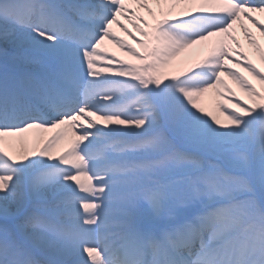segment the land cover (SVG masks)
Returning <instances> with one entry per match:
<instances>
[{"label": "snow or ice", "instance_id": "1", "mask_svg": "<svg viewBox=\"0 0 264 264\" xmlns=\"http://www.w3.org/2000/svg\"><path fill=\"white\" fill-rule=\"evenodd\" d=\"M181 2L151 26L127 7ZM254 12L264 0H0V264H264V92L226 68L223 42L165 71ZM222 75L251 98L217 103L227 123L201 103ZM30 129L58 131L18 147Z\"/></svg>", "mask_w": 264, "mask_h": 264}, {"label": "bare ground", "instance_id": "2", "mask_svg": "<svg viewBox=\"0 0 264 264\" xmlns=\"http://www.w3.org/2000/svg\"><path fill=\"white\" fill-rule=\"evenodd\" d=\"M127 7L131 8L137 15L144 17V19L148 21L149 23L151 20L155 18L156 20L159 19L157 17L161 16L163 18V16L168 13H171L175 16L183 14L182 16H184V14L188 12L189 9L192 8V5L186 4L183 2L166 3L163 5H157L155 3H152L149 5V7L152 8L153 13H155V15H153L152 13H149L147 9L146 11H143L142 8L139 7V5L135 3H128ZM255 14L256 12L252 13L251 15L254 17ZM119 19L121 23L124 24L129 29V31H131L138 39H141L137 35L136 29L133 28L132 22L125 19L123 16L120 17ZM135 22L139 23V21H135ZM140 27H144V25L141 24ZM122 32L124 31H122L119 26L115 24L113 25V33L115 34L117 38L127 41L129 44H131L133 47L139 50V46L137 44L131 43L130 37L125 32H124L125 35L122 34ZM230 36L235 37V40L237 42L234 43L233 40L230 38ZM230 36L226 34H220L217 43H214L210 46V52L214 48H218L219 44L223 42L225 44L226 51H228L229 54L234 58L233 60H230L226 64V68H229L235 71L236 73H238L240 76L246 78L248 81H250L251 85H253L256 88L257 91L264 92V83H261L258 77L254 76L252 73L251 75L245 76L241 71L235 68V66H237L238 64L244 65L250 62L253 66L256 67V69L262 75H264V42H262V39L264 40V35L261 34V30L260 31L253 30L250 27V25L245 21V19L241 17L240 22H239V28H237L236 24H234L232 29H230ZM209 40L210 38L207 41ZM200 42L203 43L204 41H200ZM203 46L205 47V42L203 43ZM102 48L108 54H111L107 51V50H110L120 60L130 61L126 51H122L115 44L112 45L108 40L104 42V44L102 45ZM184 50H185V55L187 56V57L185 56V63L191 64L194 54L189 52L188 48ZM181 61H183V57L178 58V59L173 58L172 61H170V64L174 63L176 66H172V67L170 66L169 68H167L166 72L175 71L174 70L175 67H177L179 65L178 63H181ZM236 61H239V63H237ZM136 63H139V61H136ZM225 76H227L229 80L234 81L232 83H235V84L234 85L228 84L226 78L224 77V75H222V80L224 81L225 85H227V88L222 87L220 89L224 93V95L223 96L218 95L216 99H214L213 101L211 100L212 103L202 105L206 111L214 112L223 123H227V120L225 119V114L222 111L217 110L216 108L217 103L223 104L224 107L228 109L232 108L231 103H234L236 100L251 103V98L247 95V93L243 89H241L237 81L228 75H225ZM216 91L217 90H213L205 94V96L207 97L208 95H210V93H213V92L216 93ZM237 95H240L245 98L240 97L239 99ZM53 131L56 132L58 130L44 131L40 129H30L28 132L23 133L19 137L15 138L17 141V146L20 147L21 145H26L28 148L35 147V145L41 139L44 140V138L47 137ZM72 139H75V134L72 131H69L66 134L65 138L59 141L57 145L55 146V148L51 150L52 155L53 156L59 155L61 151L70 147V141Z\"/></svg>", "mask_w": 264, "mask_h": 264}, {"label": "rangeland", "instance_id": "3", "mask_svg": "<svg viewBox=\"0 0 264 264\" xmlns=\"http://www.w3.org/2000/svg\"><path fill=\"white\" fill-rule=\"evenodd\" d=\"M142 10L146 11V9H144V8H142ZM137 34H138V36H140L139 32H137ZM133 43H135V42L133 41Z\"/></svg>", "mask_w": 264, "mask_h": 264}]
</instances>
